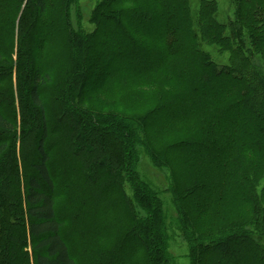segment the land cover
<instances>
[{
  "label": "trees",
  "instance_id": "trees-1",
  "mask_svg": "<svg viewBox=\"0 0 264 264\" xmlns=\"http://www.w3.org/2000/svg\"><path fill=\"white\" fill-rule=\"evenodd\" d=\"M78 3L0 0V264H173L143 155L189 264H264V0Z\"/></svg>",
  "mask_w": 264,
  "mask_h": 264
},
{
  "label": "rangeland",
  "instance_id": "rangeland-1",
  "mask_svg": "<svg viewBox=\"0 0 264 264\" xmlns=\"http://www.w3.org/2000/svg\"><path fill=\"white\" fill-rule=\"evenodd\" d=\"M99 0H79L78 3V10L83 18V26L87 30H92L93 27L88 24V18L90 13L94 10L96 4ZM190 1V9L192 14L194 15V18L197 17L199 4L202 0H189ZM205 1H212L217 8V20L220 21V23L228 24L230 21L235 20V4L232 3V0H205ZM73 15V24L76 26L75 22V8L71 11ZM103 33V31H102ZM101 33V34H102ZM230 31L227 29L225 31V35H228ZM203 50L205 53H208L210 60L213 62L215 66H218L220 69L222 67H225L227 65L232 64V58L229 51H227L226 47L227 45L224 43L223 46L219 44H202ZM124 49L120 50L119 54H121L122 58L125 56V52L127 51L126 47H123ZM124 55V56H123ZM213 87V86H212ZM33 152L28 154V162L31 160ZM139 174L141 179L149 184L153 189H155L159 195L160 198L164 202L165 208L168 210L167 219L168 221H172L169 223L168 227V234H169V253L174 258L173 264H189V261L187 259L188 249H187V243L182 235L181 229L179 226L176 225V223L171 220L173 218H176V212L173 209V204L171 197L168 193H166V190L169 186L168 181V175L169 173L166 170H160L155 168L149 161L147 157L144 155L140 157L139 164H138ZM234 169H237V160L234 163ZM86 228V227H85ZM86 230L83 231V236L86 235ZM129 249L128 245H125L123 249L120 250L121 255L119 262L123 261L124 256L127 254V251ZM239 259H241V255L238 256ZM244 258V255H243Z\"/></svg>",
  "mask_w": 264,
  "mask_h": 264
}]
</instances>
